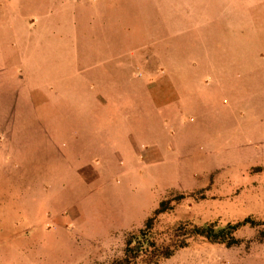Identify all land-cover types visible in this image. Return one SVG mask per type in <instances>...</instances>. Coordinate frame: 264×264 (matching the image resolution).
Returning a JSON list of instances; mask_svg holds the SVG:
<instances>
[{
    "label": "rangeland",
    "instance_id": "rangeland-1",
    "mask_svg": "<svg viewBox=\"0 0 264 264\" xmlns=\"http://www.w3.org/2000/svg\"><path fill=\"white\" fill-rule=\"evenodd\" d=\"M56 67L121 81L68 102L96 143L48 140ZM160 201L156 239L259 224L138 264H264V0H0V264H108Z\"/></svg>",
    "mask_w": 264,
    "mask_h": 264
},
{
    "label": "crops",
    "instance_id": "crops-1",
    "mask_svg": "<svg viewBox=\"0 0 264 264\" xmlns=\"http://www.w3.org/2000/svg\"><path fill=\"white\" fill-rule=\"evenodd\" d=\"M60 51L64 52V49L62 48ZM110 65L111 64H109V66ZM63 70L64 68L58 73L57 67L52 69V75H56L51 78H46V82L43 83L42 87V92H44L46 96H52L50 101L55 103L56 107V109L53 108L47 111L45 126L47 131L50 132L48 140L58 143V138H63L64 134L67 138L74 139V137L69 134V132L72 131L78 133L76 139L84 141L86 144L96 143L97 136L94 134L99 131V128L97 127V118L101 117L99 116V112L82 108H77L73 111L69 109L68 102L71 100L72 96H116L118 84L122 83L121 81H118L117 77H112V75H110L111 72L108 75H106V73L105 75L99 74L92 78H84L81 76L70 75L69 72L66 76ZM59 102L61 103L60 109L58 108ZM50 111L51 114H49ZM82 115H88L91 117L86 122L83 120L86 126L84 128H79L80 125L73 126L70 118L80 117ZM75 122L79 123L78 120ZM82 131L85 134L80 135ZM87 148L89 147L87 146ZM64 154L61 151H57L56 156H58V158H67L66 156L64 157Z\"/></svg>",
    "mask_w": 264,
    "mask_h": 264
},
{
    "label": "trees",
    "instance_id": "trees-1",
    "mask_svg": "<svg viewBox=\"0 0 264 264\" xmlns=\"http://www.w3.org/2000/svg\"><path fill=\"white\" fill-rule=\"evenodd\" d=\"M165 201H160L153 210L151 216H147L141 227L129 233L124 240L122 256L111 260L108 264H138V261L150 262L158 257H167L174 248L184 244V236L174 238L177 231H186V235L195 234L204 237L209 242L222 243L230 246L238 243V238L234 236V231L241 226H253L259 222L250 217H244L233 223H226L222 226H214L212 223L192 225L187 230H182V226L177 224L165 237L156 239L151 230L153 215L164 210Z\"/></svg>",
    "mask_w": 264,
    "mask_h": 264
}]
</instances>
